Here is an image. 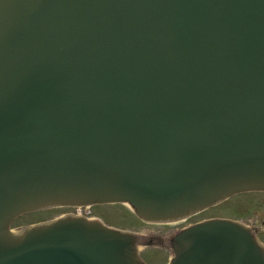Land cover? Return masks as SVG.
Returning <instances> with one entry per match:
<instances>
[{"label":"water","instance_id":"1","mask_svg":"<svg viewBox=\"0 0 264 264\" xmlns=\"http://www.w3.org/2000/svg\"><path fill=\"white\" fill-rule=\"evenodd\" d=\"M250 191L264 0H0V264H144L137 239L146 264H264L232 221L175 235L223 218L264 245V193L10 231Z\"/></svg>","mask_w":264,"mask_h":264}]
</instances>
